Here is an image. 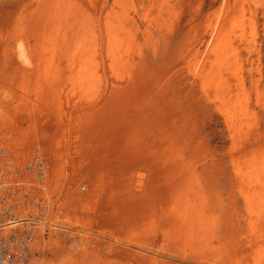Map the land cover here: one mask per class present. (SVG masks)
I'll list each match as a JSON object with an SVG mask.
<instances>
[{"label":"rangeland","instance_id":"1","mask_svg":"<svg viewBox=\"0 0 264 264\" xmlns=\"http://www.w3.org/2000/svg\"><path fill=\"white\" fill-rule=\"evenodd\" d=\"M0 142L36 264H264V0H0Z\"/></svg>","mask_w":264,"mask_h":264},{"label":"built area","instance_id":"2","mask_svg":"<svg viewBox=\"0 0 264 264\" xmlns=\"http://www.w3.org/2000/svg\"><path fill=\"white\" fill-rule=\"evenodd\" d=\"M47 174L42 149L21 161L0 142V264H36L47 237L66 238L68 228L49 217Z\"/></svg>","mask_w":264,"mask_h":264}]
</instances>
